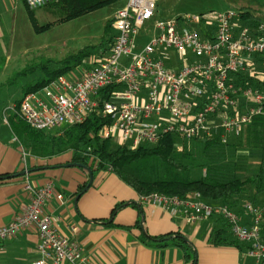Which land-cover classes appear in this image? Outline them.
<instances>
[{"label": "built area", "instance_id": "1", "mask_svg": "<svg viewBox=\"0 0 264 264\" xmlns=\"http://www.w3.org/2000/svg\"><path fill=\"white\" fill-rule=\"evenodd\" d=\"M55 1L22 0L30 10ZM158 2L123 0L111 18L110 47L98 51L85 73L60 75L22 96L17 109L21 120L48 131L81 124L99 112L105 120L97 132L102 140L136 148L174 134L176 148L182 150L190 141L227 145L255 119H263V82L246 70L253 57L264 56V24L244 19L238 10L182 15L157 21L151 40L138 48L135 38L154 17ZM170 51L183 63L173 66ZM189 55L194 60L184 58ZM123 57L129 59L127 64L120 61ZM26 188L30 203L0 227V245L34 227L38 242L31 264H88L73 233L64 234L60 218L44 211L50 199L63 201V196L51 183ZM137 204L163 210L186 224L220 219L231 237L246 245L247 257L264 262V203L245 201L237 212L207 204L199 193L185 199L150 193L139 196Z\"/></svg>", "mask_w": 264, "mask_h": 264}, {"label": "crops", "instance_id": "2", "mask_svg": "<svg viewBox=\"0 0 264 264\" xmlns=\"http://www.w3.org/2000/svg\"><path fill=\"white\" fill-rule=\"evenodd\" d=\"M247 5L249 7H239L264 24L261 15L250 9V3ZM65 162L32 168L33 164L9 127L0 124V177L5 178L0 179V227L21 215L30 203L27 185L40 188L51 183L63 196V201L50 199L44 211L60 218L59 225L64 234L73 233L71 236L82 247L88 264H264L247 257L244 245L213 246L210 238L219 227L215 219L186 224L148 205L141 206L142 214L136 207H122L110 218L117 204L137 203L138 197L109 172H99L93 179L103 184L102 192L89 187L75 201L79 187L85 184L88 176L79 168L64 167ZM22 172L25 174L20 175ZM137 221L139 227H135ZM111 222L113 225H107ZM169 234L187 240L193 260L185 259L175 247L152 248L141 241L142 235ZM37 242L34 227L2 242L0 264H31L36 260L32 250Z\"/></svg>", "mask_w": 264, "mask_h": 264}, {"label": "trees", "instance_id": "3", "mask_svg": "<svg viewBox=\"0 0 264 264\" xmlns=\"http://www.w3.org/2000/svg\"><path fill=\"white\" fill-rule=\"evenodd\" d=\"M120 1L122 0H56L47 6L54 5L57 8L60 13L58 23L61 24L102 8L110 7ZM23 5L29 23L36 34H42L52 27L50 23L40 26L34 10H30L24 2ZM238 11L243 13L242 17L244 19L260 22L249 11L241 9ZM110 24L111 20L106 22L103 40L92 49L104 46L100 50L106 51L110 47L112 43ZM92 53L88 48L83 49L70 61H64L62 67L54 70L49 68V61L44 62L39 66L44 77L32 85L25 86L21 91V98L28 92L42 88L60 75L67 72L71 73ZM255 85L258 84L255 83ZM109 91L108 89L102 91L101 99H105ZM21 98L14 101L11 109L7 107L6 109L5 106L2 107V101L0 100V113L6 109L8 127L12 134L20 138L21 142L31 145L35 153L41 158L53 159L68 154L69 159L63 165L75 163L85 166L92 171L93 179L99 172H109L131 189L137 197L159 193L169 197L176 196L185 199L199 193L203 202L212 205H226L237 212L240 211L242 200L245 198H250L251 202L259 204L256 197L264 191V150H262L261 159L255 173L246 179H241L232 170L216 164L203 169L204 176L194 177L193 171L195 167L200 165L196 163L187 145H184L182 150L176 148L178 139L174 134L163 136L155 145H144L136 148L120 146L110 140L98 138L97 132L105 123L99 112L92 113L81 124L63 127V130L58 134H48L47 132L51 130L39 131L32 129L18 116L17 109ZM256 120H254L255 123ZM257 125L264 127V120L257 121ZM199 143L204 144L206 148L216 146L214 145L215 142L200 141ZM87 182L88 180L79 187L78 193L87 185ZM247 185H251L252 194L248 192ZM122 207H136L139 213L142 214L141 206L136 202L119 203L113 208L110 218L115 211ZM215 220L219 222V227L213 231L210 238L213 246L232 245L241 247L240 245H244L231 237L225 222L220 219ZM106 221L108 220L106 219ZM139 223L137 221L135 227H139ZM107 225L111 226L113 223H107ZM141 241L152 248L175 247L183 253L185 259L193 260V253H191L184 237H173L170 234L157 237L142 235ZM244 246L246 250L247 247Z\"/></svg>", "mask_w": 264, "mask_h": 264}, {"label": "rangeland", "instance_id": "4", "mask_svg": "<svg viewBox=\"0 0 264 264\" xmlns=\"http://www.w3.org/2000/svg\"><path fill=\"white\" fill-rule=\"evenodd\" d=\"M256 14L261 15L264 23V0H159L154 17L147 22L142 31L136 36L135 43L138 48L148 43L153 34L154 25L157 21H167L182 15H195L210 11L243 10L239 6H247ZM0 100L2 107L11 108L14 101L21 98V91L27 85H32L44 77L39 66L49 61L50 69L62 67L63 62L70 61L83 49H90L93 53L83 60V63L72 70L71 73H85L93 65L94 59L100 49H92L103 40L105 24L111 20L114 10L123 4V0L105 7L93 13L66 23H58L60 13L53 6H45L34 10L35 17L40 26L50 23L52 27L42 33L36 34L29 23L26 10L22 0H2L0 1ZM105 40V39H104ZM173 61V66L183 63L182 57L174 51L169 52ZM188 61L194 60L192 56H185ZM177 59V60H176ZM122 63H128L129 59L123 57ZM180 67L179 65L176 66ZM247 75L258 76L262 80L264 87V56H256L252 59V64L246 70ZM6 108V109H7ZM4 109V108H3ZM4 109L0 113V124L8 128V114ZM257 119L250 126H247L241 136L237 139H230L227 145L215 143L211 148H206L200 141H190L185 143L189 152L194 156L196 163L194 177L204 176L207 166L217 165L232 170L241 179H246L253 175L259 165L262 150H264V127L257 125ZM63 128H54L48 134H58ZM21 148L27 154L32 168L37 166L49 167L69 159L68 154L59 156L56 160L39 157L35 150L26 142L13 135ZM55 159V158H53ZM52 160V161H50ZM77 168V167H72ZM78 169V168H77ZM103 184L93 181L92 188L100 189ZM90 187V188H91ZM247 190L252 194L251 185H247ZM245 201H251L245 198ZM256 201L264 203V191L257 195Z\"/></svg>", "mask_w": 264, "mask_h": 264}, {"label": "water", "instance_id": "5", "mask_svg": "<svg viewBox=\"0 0 264 264\" xmlns=\"http://www.w3.org/2000/svg\"><path fill=\"white\" fill-rule=\"evenodd\" d=\"M64 167L81 168L87 173V176H88L87 185L77 194V196L75 197V201H76L79 198V196L82 195L83 193H85L87 191V189L91 186V184L93 182L92 171L89 168L85 167V166H82V165H79V164H75V163L66 164V165H64ZM24 174H25V172H22L20 175H24ZM0 179H5V178L4 177H0Z\"/></svg>", "mask_w": 264, "mask_h": 264}]
</instances>
